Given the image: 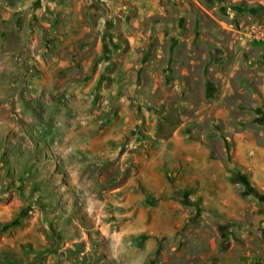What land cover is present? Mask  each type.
Instances as JSON below:
<instances>
[{
  "label": "rangeland",
  "instance_id": "rangeland-1",
  "mask_svg": "<svg viewBox=\"0 0 264 264\" xmlns=\"http://www.w3.org/2000/svg\"><path fill=\"white\" fill-rule=\"evenodd\" d=\"M262 143L264 0H0V264H259Z\"/></svg>",
  "mask_w": 264,
  "mask_h": 264
},
{
  "label": "crops",
  "instance_id": "crops-1",
  "mask_svg": "<svg viewBox=\"0 0 264 264\" xmlns=\"http://www.w3.org/2000/svg\"><path fill=\"white\" fill-rule=\"evenodd\" d=\"M254 151H258V157L257 158H254L252 161L248 162L246 161V164L249 166L250 170L252 171L253 173V176H254V179L255 181L264 188V143H262V145H259L257 150L253 148ZM252 151V152H254ZM254 154V153H253ZM252 226H257L256 224L255 225H252ZM255 228H258L259 231H260V238H261V234L263 235V238H264V221H262L258 227H255ZM249 231V230H248ZM247 239H252L254 238L253 236H248L246 234ZM259 238V239H260ZM230 243H231V239H230ZM250 250H252L251 248L247 251V254L250 256ZM254 254L256 255V259L258 260V263L259 264H264V256H262L260 253H259V250L256 249L255 252H253L251 254V256H253L254 258ZM251 258V257H250ZM249 258V259H250ZM248 259V260H249ZM252 260V258L250 259ZM256 260L254 259V262Z\"/></svg>",
  "mask_w": 264,
  "mask_h": 264
}]
</instances>
